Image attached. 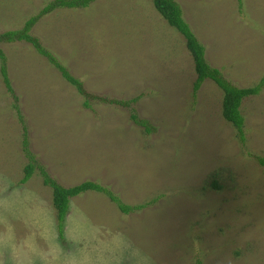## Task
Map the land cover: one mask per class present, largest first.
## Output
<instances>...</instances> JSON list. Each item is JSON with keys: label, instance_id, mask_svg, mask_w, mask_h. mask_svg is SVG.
Wrapping results in <instances>:
<instances>
[{"label": "rangeland", "instance_id": "obj_1", "mask_svg": "<svg viewBox=\"0 0 264 264\" xmlns=\"http://www.w3.org/2000/svg\"><path fill=\"white\" fill-rule=\"evenodd\" d=\"M53 1L0 0V33L21 30ZM175 1L208 63L236 87L258 86L264 0ZM31 34L83 83L89 106L31 44L1 42L18 99L0 59V187L21 184L26 128L36 162L59 184L93 181L126 205H147L126 215L103 193L71 200L94 225L116 223L137 234L154 264H264V87L242 104L243 142L224 117L222 89L207 79L195 93L186 39L154 0L58 9ZM37 183L54 209L39 170L22 185Z\"/></svg>", "mask_w": 264, "mask_h": 264}, {"label": "clouds", "instance_id": "obj_2", "mask_svg": "<svg viewBox=\"0 0 264 264\" xmlns=\"http://www.w3.org/2000/svg\"><path fill=\"white\" fill-rule=\"evenodd\" d=\"M50 200L38 183L0 187V264H154L137 234L116 223L102 229L72 204L61 235Z\"/></svg>", "mask_w": 264, "mask_h": 264}, {"label": "trees", "instance_id": "obj_3", "mask_svg": "<svg viewBox=\"0 0 264 264\" xmlns=\"http://www.w3.org/2000/svg\"><path fill=\"white\" fill-rule=\"evenodd\" d=\"M96 0H54L52 3L47 5L37 17L31 18L26 22L25 26L18 31H9L5 33H0V43L7 42H27L31 44L35 50L43 57H45L50 64L55 67L62 75V77L69 82L71 85L75 86L79 93L87 99L86 106H89V97L90 95L85 91L83 83L71 75L69 70L63 66L58 59L51 53L44 45L41 43L39 38L33 36L31 31L36 25L38 19L48 13L56 11L58 9H85L88 8ZM241 1V0H239ZM154 5L156 10L162 15V17L169 23L170 26L175 28L180 34L184 36L187 42V48L193 56L195 63V70L197 73V79L194 84V91L197 93L203 83L210 79L214 81L224 92L223 100V114L225 119L231 123L237 130L240 135L241 140L245 141V118L242 114L241 107L246 98L257 96L261 93L264 87V77L261 80L260 84L256 87L250 88H239L232 85L224 76L221 71L217 68L212 67L206 60L205 47L198 41L194 33L192 32L190 26L185 22L183 18V11L179 4L175 0H154ZM0 59L3 61V66L1 68L2 76L4 82L7 86L8 92L13 94L14 99L18 97L14 93V89L11 85V80L8 76L7 71V58L0 48ZM94 98V97H92ZM95 99V98H94ZM98 99V98H96ZM105 101V100H104ZM137 101L133 99L129 102L119 101V100H110V103L120 105V106H129ZM18 110L19 108L15 106ZM133 119L140 125L148 127L146 121L138 120V118L133 115ZM148 130V129H147ZM149 131V130H148ZM23 152L29 160V163L25 167L24 177L21 180V184L27 183L32 179L34 174L39 170L40 175L43 177L44 184L50 187L53 191V206L56 210L58 227L60 228L61 235L63 231V223L65 218L70 212L69 205L71 200L85 194L87 192H97L103 193L109 197V199L114 202L119 210L124 214H130L133 212L140 211L145 209L147 205L139 206H129L124 204L121 199L114 194L109 188L104 187L101 184H98L93 181H85L81 184L65 187L59 184L54 178H52L45 167L39 165L36 162L34 155L31 153L29 148V140L27 138V130L25 128L24 138H23ZM260 164L264 166V159H258Z\"/></svg>", "mask_w": 264, "mask_h": 264}]
</instances>
